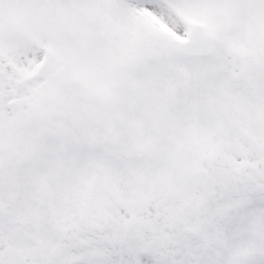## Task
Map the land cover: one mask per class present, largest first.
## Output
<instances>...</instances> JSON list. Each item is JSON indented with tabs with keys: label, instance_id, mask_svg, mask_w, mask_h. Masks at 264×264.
Returning a JSON list of instances; mask_svg holds the SVG:
<instances>
[{
	"label": "snow or ice",
	"instance_id": "snow-or-ice-1",
	"mask_svg": "<svg viewBox=\"0 0 264 264\" xmlns=\"http://www.w3.org/2000/svg\"><path fill=\"white\" fill-rule=\"evenodd\" d=\"M0 264H264V0H0Z\"/></svg>",
	"mask_w": 264,
	"mask_h": 264
}]
</instances>
